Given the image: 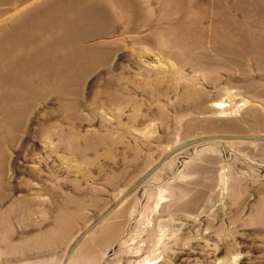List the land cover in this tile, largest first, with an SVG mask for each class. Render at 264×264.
Wrapping results in <instances>:
<instances>
[{
    "label": "rangeland",
    "instance_id": "obj_1",
    "mask_svg": "<svg viewBox=\"0 0 264 264\" xmlns=\"http://www.w3.org/2000/svg\"><path fill=\"white\" fill-rule=\"evenodd\" d=\"M0 264H264V0H0Z\"/></svg>",
    "mask_w": 264,
    "mask_h": 264
}]
</instances>
